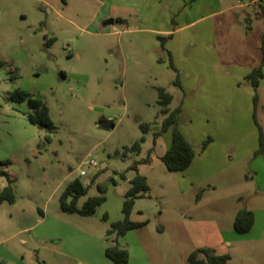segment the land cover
I'll use <instances>...</instances> for the list:
<instances>
[{"label": "rangeland", "instance_id": "1", "mask_svg": "<svg viewBox=\"0 0 264 264\" xmlns=\"http://www.w3.org/2000/svg\"><path fill=\"white\" fill-rule=\"evenodd\" d=\"M208 2L201 0L199 10L186 9L172 19L171 30L191 22L203 28L212 21L215 34L204 42L203 33L192 40L196 29L185 32L186 43H195L170 67L151 60L150 54L161 57V49L149 51L145 37L129 35L136 24L132 11L104 9L100 0H0V162L8 163L15 197L13 204H0V264H109L102 245L112 240L105 239L110 225L122 220L129 189L125 178L134 161L147 157L161 126L155 117H165L157 88L174 93L168 105L173 111L180 98L173 85L177 73L235 72L260 64V4L218 0L216 9L223 12L209 19L215 9H207ZM157 40L160 44L166 38ZM16 92L47 106L54 132L28 122L26 102L15 101ZM257 94L255 119L264 149V89ZM141 124L149 129L140 153H125L142 135ZM195 129L206 133L195 153L210 146L215 157L221 141L211 142L207 132L216 127L196 124ZM250 146L251 141L234 146L227 162L248 156L214 177L208 185L216 191L198 199L199 190L179 192L173 173L155 171L148 197L134 208L145 215L146 225L117 240L131 254L130 264L141 244L149 264H187L188 255L202 247L229 254V264H264V247H255L247 240L251 236L232 228L239 210L252 211L260 223L264 208V157L255 155L259 141L249 154ZM89 160L96 169L83 164ZM81 170L86 176H79ZM75 179L89 186L78 207L98 195L97 187L105 191V202L92 216L59 209L60 194ZM6 184L0 178V190Z\"/></svg>", "mask_w": 264, "mask_h": 264}, {"label": "crops", "instance_id": "2", "mask_svg": "<svg viewBox=\"0 0 264 264\" xmlns=\"http://www.w3.org/2000/svg\"><path fill=\"white\" fill-rule=\"evenodd\" d=\"M200 1L201 0H100V3L101 6L107 10L116 9L119 12H134L136 24L135 28L130 30L129 35L132 38L140 37V39H143V37H145V39L142 40L144 42V48H148L149 51L155 50V52H157L160 49L162 51L161 57L149 53L151 60L155 59L157 63L164 65L169 62L170 67H173V64L177 63V58L182 59L184 49L189 48L191 44L195 43L193 41L196 37L197 39L201 38L203 33L204 42H207L209 39H212L215 34V27L212 21H209L208 25L203 28H199V23L195 22L176 26L173 30L169 28L170 25H175L172 19L174 17H181L186 9L191 11V9L196 8L199 10ZM208 1L209 2L206 3V8L210 9L212 7L215 9L214 12L209 15V19L223 12V10L216 9L218 0ZM254 2L259 3L258 0H254ZM187 4L189 7H187ZM261 6L264 7L263 5ZM205 17L207 18L208 16ZM115 20L121 24L123 23L120 17H116ZM205 21L206 20H204V22ZM195 29L197 31L196 36L194 32L190 34L195 36L192 38L193 41L191 40L186 43L185 37L182 35L187 31ZM158 38H166V40L159 44ZM177 54H179V57H177ZM184 61L186 60L184 59ZM254 68L255 67L239 68L238 70L237 68H233L235 72L228 71V69L224 68L226 69L224 72H213L210 74H192L184 71L177 73L178 86L174 87L179 92L180 98L178 106L173 110L179 109L180 112L176 119V128L184 135L193 149L199 145L201 139L206 135V133L195 129L196 124L201 126L202 129L213 124L217 131L212 130L207 132L210 133L209 137L211 142H217V140L221 141L220 148L214 153L216 154L215 157L211 155V147L208 146L200 154L197 155L195 153L192 163L185 171L173 173L174 183L181 194H185L192 190H200L202 188L205 189L203 193L216 191V186L213 184L208 185V183H211L214 177L227 172L234 164L243 160L245 156H248L245 155L243 158L236 159L234 162L233 160L227 162V154L228 158L232 159L231 154L234 146L237 147L238 145L246 144L248 141H251V146L246 148L249 154L257 148L260 128L256 119L254 121V90L249 82L245 80ZM262 73L263 78L259 82L256 94L261 89H264V66L262 67ZM168 93L172 101L174 93L172 91H168ZM162 109L163 108H161V110ZM166 109L169 111L168 106ZM164 118L157 119V117H155L154 123L157 127H159V123H161ZM102 119L101 117L100 120ZM242 127H244L243 131L239 130V128L242 129ZM158 132L159 130L154 132V134ZM215 136H217V138H215ZM170 143L171 130L159 134L152 141L151 148L153 150L150 154L149 161L137 165V172L146 178L149 189L150 177L153 173L155 171L161 172V170H163L162 168H165L161 162V157L169 148ZM134 174V171L129 170V174L125 178L128 184ZM204 185L207 186V188H205ZM142 200L143 199H139L135 201L133 210L130 214V220L133 222L147 223L145 215L142 212L138 210L137 212L134 211V208L138 206V203ZM259 213L261 218L260 223L257 222L253 213L254 223L252 228L248 233L241 235L251 236L250 238L248 237L247 240L249 242H254L257 248L258 246L264 247V208H262ZM106 246L107 244L102 245L103 254ZM252 250L251 248V251ZM128 254V264H130L131 254L129 252ZM133 260L135 264H149L148 254L142 247V244L141 247L135 249ZM229 262L230 260L228 264Z\"/></svg>", "mask_w": 264, "mask_h": 264}, {"label": "trees", "instance_id": "3", "mask_svg": "<svg viewBox=\"0 0 264 264\" xmlns=\"http://www.w3.org/2000/svg\"><path fill=\"white\" fill-rule=\"evenodd\" d=\"M260 8L264 13V7L260 5ZM49 42H52V40ZM259 50L261 53L260 64L252 69L249 75L245 78L254 90V110L257 103L256 89L258 88L260 80L263 78L262 67L264 66V34L261 36ZM173 85L178 86V74H176ZM156 91L158 96L157 104L163 108L161 110V114L165 115V118L161 122L159 132L153 135V139L159 134L171 130V143L165 154L161 157V162L167 172L181 173L192 163L195 151L184 135L176 128V119L180 112L179 109H175L173 111H168L166 109L171 102V96L162 88H157ZM14 100L18 103L26 102V106L29 111L26 113V118L32 126L44 129L48 133L54 132V126L49 119L48 108L41 100L33 98L25 92H16ZM139 128L142 135L131 147L125 149V153L130 152L136 155L140 153L141 144L145 142V134L147 133L149 126L147 124H141ZM152 150L153 149L151 148L148 151L145 159L134 161L129 169L134 171L135 174L129 181V189L123 196L121 208L122 220L112 223L109 230L106 232V241L108 242L109 237L112 238L111 242L104 249V256L110 264H128V250L119 245L117 240L124 237L126 233L140 229L146 225V222L138 223L131 221L130 214L136 200L148 197L149 187L146 178L138 174L137 165L147 163ZM255 155H262L264 157L261 133L259 134V149L256 151ZM7 165V162H0V178H5L7 182V184L0 190V204L4 202L7 204H13L15 201L12 190L14 180L10 179L6 172ZM92 183L93 181L90 182V184ZM88 187L89 186H84L79 179H75L70 182L59 196L58 205L60 211L65 214H76L82 217L94 215L96 209L105 202V191L101 187H97L98 195L88 197L82 206L78 207V201L80 198L87 195ZM203 191L204 189L199 190L197 199ZM253 223L254 216L251 211L245 209L239 210L234 217L232 228L237 235H244L250 231ZM229 260L230 257L228 254H217L213 249L202 247L195 249L188 255L187 264H228Z\"/></svg>", "mask_w": 264, "mask_h": 264}, {"label": "built area", "instance_id": "4", "mask_svg": "<svg viewBox=\"0 0 264 264\" xmlns=\"http://www.w3.org/2000/svg\"><path fill=\"white\" fill-rule=\"evenodd\" d=\"M259 4L264 6V0H258ZM82 164V163H81ZM83 164L87 165V168L91 169H96L97 168V163L94 160H89L85 161ZM79 176L83 177L86 176V172L84 170H81L79 172Z\"/></svg>", "mask_w": 264, "mask_h": 264}, {"label": "water", "instance_id": "5", "mask_svg": "<svg viewBox=\"0 0 264 264\" xmlns=\"http://www.w3.org/2000/svg\"><path fill=\"white\" fill-rule=\"evenodd\" d=\"M113 23V21L112 20H110L108 23H106V24H112Z\"/></svg>", "mask_w": 264, "mask_h": 264}]
</instances>
